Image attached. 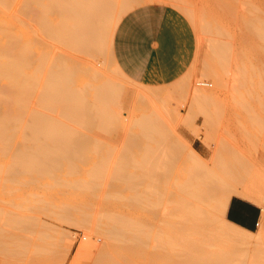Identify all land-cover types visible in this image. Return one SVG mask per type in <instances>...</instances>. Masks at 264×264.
<instances>
[{"label": "rangeland", "instance_id": "1", "mask_svg": "<svg viewBox=\"0 0 264 264\" xmlns=\"http://www.w3.org/2000/svg\"><path fill=\"white\" fill-rule=\"evenodd\" d=\"M10 1L11 0H9L8 2L10 4L8 5L6 4L7 6L5 5L4 7H2L0 5V21H2V19L4 18L3 19L4 23L0 22L4 24L3 25L4 27L2 26V24H0L2 26V28L0 26V30L2 29L1 30L2 32H4L3 28H5L6 31L9 29L11 30V28H13L12 26H14L13 28L14 30L13 29L11 30V36L14 33L15 36L13 35L12 37L15 38V41H12V38L7 39V35L10 34L8 33L9 32L8 31L7 32L8 34L7 35L5 34L7 41H5L4 38L5 35L2 33V36L0 34L1 36L0 42L2 40L3 43L4 42L7 43V48L8 46L11 45L10 46L11 49H13L12 46L14 44L17 46L16 43H18L17 47L15 45L13 46L16 48L12 51L14 52L16 50L17 53L18 51L20 53V49L23 47L28 48L26 44L28 45L30 44V48H28L27 50L26 48H23V51H21L20 56L16 55L17 53L14 54L15 52L13 54L16 57H14V55H11L15 59H17V57H19L20 59L21 55H23L21 59L25 61L23 62L22 69L23 71L24 69L28 71V72L24 71L25 74L27 73L29 74L30 72L31 76L33 75L32 76L33 82L35 83V80L39 79V78L36 79L37 74L40 73V71L42 70V69L39 71L37 70L38 68L40 69L39 63L40 64H42V62L45 63L46 65L45 64L44 66L43 64L41 65L42 68L43 67L45 68V66L48 68L49 67L48 65H51L54 62H58L60 61V59L61 61L62 60L66 61L69 59L68 60L69 62L66 61V63L64 62L63 64L68 65L71 63L70 68L74 69L73 68L74 66H71L73 62V65H75V67L78 66V68L76 67L75 69L80 72H82V70L80 69L81 67L84 68L90 65L92 67L95 64H96L95 66H98L97 68L102 66L100 68L104 70L106 74L104 75L106 77L109 78L115 77L114 80L117 79L116 80L117 83L119 82V80L121 81V84L124 83L122 84L123 85L122 89L121 87H119L120 84L117 85L118 89L119 88L121 89V91L119 92L120 95L118 94V99H117L120 103L116 100L118 102V105L119 104L121 105L118 106L120 108L116 106L117 105L116 102H115L116 105L114 103H113L114 105L113 104L109 105L110 108H113L116 111L121 110L122 112L121 116H123V118L121 117L122 120L120 121V123L112 124L113 127L111 125H108L109 122L106 123L108 125L106 126V128L110 126L109 129H111L109 131L110 134L109 132H106L108 136L106 135V133L104 135V132L101 133L102 131L101 128L105 126H102L101 128L99 127V129H101L100 131L98 130V126H97L98 124L96 125L97 126L96 128L94 127L95 124L97 123L95 119L94 120L96 123L94 122V120H91L95 123L93 124L94 126L90 122V126L84 128L80 127L81 130L84 129L82 132H87L89 128V130L92 133L91 136L96 134V138L100 139V141L96 139V141L98 140L97 143L100 142L98 145H96L98 147L97 149L100 150L98 151L99 154H97V152L96 154L99 155L100 158L102 157L101 159L102 161H104L103 163H101L102 162L101 161L99 164L100 166L104 164L103 171L100 169V167L99 168L97 167V170H99V172L100 171L103 172L100 173L101 178L99 177V174H96L98 175L97 177H95L97 179L96 180L97 186L94 184L93 187L95 188L84 189L86 190V193H84V190L83 191L82 190L80 191L79 189L75 190L70 186L69 189L67 185L66 187L65 185H58L55 187L53 186V189L50 186L49 189L45 190L47 186H45L44 182H43L44 185L41 184L40 182L41 179L38 180L37 178L39 183L37 181L38 185H36L37 183L36 182L34 183L36 178L34 181L30 182V180L27 179L28 177L25 175L22 176L20 174L21 176H19V174L17 173L12 174L7 172L9 168H6V166L8 164L10 165V166L8 165L10 167V171L14 169L12 172H15L16 167L14 168L12 167V165L16 166L19 163L18 162L19 159H18V161L16 160L17 162L16 165H14V163L11 165V162L14 159H16L13 158L12 160V156L15 157L16 155V154L14 155L15 153L14 151L17 150V148L21 149L22 147H24L23 146L24 144L27 145L28 143V145L29 144L32 145L33 141L30 143V141L25 140L24 143L23 139L25 136L23 135L24 137L21 140L22 137L21 135L22 133L24 134V132H22L23 131L22 129H24L25 132L29 130L25 127V124L29 126L28 123H25V121L28 119L27 117H29L28 111L33 112V109L30 111L32 107H35L34 110L40 108L37 107L38 106L37 104L35 106L34 104L36 101L35 97H37V92L39 91V88H41V86L39 87V85H41L42 84L41 82L43 81V78L41 77L44 76L45 74L44 70L46 71L47 68L43 69V71L41 72V74L44 72L42 74L43 76H41V74L38 75L41 78L40 80H42L40 81L41 84L39 83V85H37L38 83L37 80L36 84H33V86L37 85L34 86L37 90L32 89V91L34 90V92L35 91L36 92L33 93L31 91L34 95L32 94L33 96L30 97V100L27 97L29 102L31 101L30 102L31 104L30 103L27 104L28 109H25L24 108L25 106L23 107V109L26 110V114L25 111L24 114L22 112L24 117V118L21 117L23 118L21 119L22 124L20 123L19 127H16L17 132H14L12 130L13 134L11 133V138L13 137L12 138L13 141L12 142H10L11 140L8 141V143L9 142L11 143V146L8 144L9 147L6 148L4 152H0V264H98V263L101 264L105 260H110L115 256L116 257L114 258V260L118 259L115 260L118 264H184L183 259L185 258L186 250H184L183 244L188 234L183 233L182 230H179L177 228V226L181 224V219L178 217V214H176L177 211L176 208H174L176 207V205L172 207L177 200L176 196L180 194L179 190L177 191V189L175 188L176 186L178 187V185L175 184H178L180 182L176 181L178 183H174V181L175 180L181 181L180 180L181 178L177 177V179H175V177L179 175L180 177L181 175L187 176L186 171L188 169L189 172L190 171L193 172L189 164L190 163L189 153L191 152V150H194L198 155V157H200L204 162H206V164H208L210 168L213 166L214 167L217 166L215 169H218L220 168V166H222L223 163L224 165L226 164L225 161H227L228 164L229 138L231 132H232V173L233 175L237 173L239 174V176L237 177L238 180L239 177L241 178L239 180L241 181V183L236 185L242 186L244 183L247 182V180L249 181L253 180V177H255V181L256 180L258 181V178H256V176H258L259 180L261 179V183H259V181L256 183H258L259 186L260 184L263 185V187L260 186L262 188L260 189V191L262 193V197H264L263 167H260L259 165L255 164V157L263 150L264 147V86H262L264 85V40H262L260 37H257L256 33L248 25V21L254 17L255 18L261 17L260 19L264 20V10H248V7L251 8L250 6L253 5L255 6L257 4H258L257 7L261 9V6L264 5L263 3L264 0H258V2L257 0L254 1L242 0V2L239 0L240 3L239 1H237L238 2L237 5L236 2H234V0H142L140 3L134 5L131 9L123 13L121 17L118 19L112 33V41L110 43L111 47L109 48L110 51H108V47L107 48L105 47V50L103 49V53L102 52L100 53L99 51V52H95L94 54H90V53L86 54L83 52H79L73 49L72 47H70L71 45L70 42H66L62 39L60 40V38L58 39V37H53V36L52 39V37L48 35L50 37L49 38L47 35H45L46 33L45 31L43 32L42 30L41 32V28L43 29V27L44 28L46 27L43 26L46 22L55 24L56 21H58L57 18L58 15L55 12L57 15L55 16L54 10H52L53 13H50L51 11H49L51 15L53 14L51 18L54 16L51 19L53 21L51 20L49 21V18L47 17L50 14L49 13L47 14L48 12L47 10H46L47 12L45 10L42 11L48 15V16L46 15L47 16L46 17L45 13H43L44 16L46 17L45 18L44 16H42L41 13H39L41 11L39 8L38 9L33 8L32 6L33 3H31L32 4L31 9H28L27 6L24 7V5H26L27 0H12V2ZM244 2L245 5L247 6L246 7L244 5V7L246 8L243 7ZM248 2H249V6H248ZM153 3L162 4V5H171L180 9L189 19L194 29L196 35V41H197V52L192 66L188 69V71L184 75H182L174 82L161 86H148L138 83L135 79H133L120 67L119 63L117 62L113 54V44H114L115 36L118 32V25L121 19L135 7L144 4H153ZM36 5L35 8H37ZM25 8H27L28 10ZM38 15L41 16V19L40 16ZM42 18H45L48 21L46 20L44 21V19L42 21ZM5 21L8 23L6 24L7 27H5ZM41 22H44V24L42 25ZM9 24L11 27L9 26ZM8 26L10 27L9 29H7ZM10 39L11 42H8ZM26 40L27 43H25ZM38 41H41L40 44L43 45L42 46L38 45L39 44ZM64 42L70 45L68 46ZM220 42H223L222 44H225V47L224 45L221 47H224L225 49L227 47L226 49L227 51L226 52L224 51L227 60L225 58L224 59L226 62H223L222 60L223 66L222 63L221 62L219 63V60L217 59L219 57L213 55L214 53H217L215 52L216 51L215 46L219 45ZM8 43L10 44L8 45ZM20 44L22 45L21 47ZM45 44L48 47H46ZM52 44L54 46H52ZM38 46H40V49L41 48L44 49L43 50L44 52L41 51ZM4 51L2 53L6 56L8 52L4 53ZM7 51H11V50H7ZM24 51L26 54H24ZM46 51H50L49 55L48 52ZM36 52L37 55H35ZM39 53L41 54L39 55ZM60 53L66 57H63L62 55H60ZM8 54L10 56V54L12 53H8ZM24 55H26L27 58L32 56L31 59L33 58V60H31L30 58L25 59L26 57L24 58ZM41 55L42 56L44 55L45 58L44 56L42 57ZM54 55L57 56L55 57L57 58V60L55 61L53 60L55 59L53 58ZM36 57L38 58L36 59ZM40 57H41V61H39ZM46 57L48 58L46 59ZM6 58L11 59L12 57L9 58L7 56ZM51 58H53L52 60L54 62L51 60ZM214 58L218 60V62L216 61V64L214 62ZM26 60H28L29 62L28 61L26 62ZM42 60H46V62ZM49 60H51V62ZM32 61L34 65L32 64ZM47 62L48 63L50 62L51 64L50 63L48 64ZM27 63L30 64L28 65ZM28 66H31L30 67L31 70L29 68L30 71L28 70V68H26ZM214 66L215 68H213ZM32 68H34V70ZM116 69L118 70V72ZM206 69L207 71L210 70V72H214L215 69V74L211 73V75L213 74V76H211L213 77V79L210 77L209 71L208 74L206 73ZM32 70L35 72L34 74H36V77L34 74H32L33 72L31 73ZM35 70L38 71V73ZM217 70L219 72H217ZM80 72L79 73L75 72L77 76L75 78L78 79L77 80L75 79L76 81L74 82L75 84L74 86L82 87L86 81L87 83L88 82L94 83V81L93 82L91 81L92 79L90 77V74L87 77V78L90 77V79H87L86 78L87 75L85 76L83 74L84 72L82 73ZM119 73L121 74L123 73L122 74L123 76H121V74ZM80 74L83 75L81 76ZM216 75L219 77L218 79H220V81H218L220 82V84L215 83L217 82V79L215 78L217 77ZM78 76H81V78H79ZM196 79L204 80L205 86H202L204 87V92L201 89L202 91L200 93H202L201 95L207 94L206 96L208 97L209 102L204 99L207 102V104L205 105L202 102L203 99L201 100V98H203V96L201 95H200L201 98L197 100V102L199 101L200 104L199 102L198 103L195 102L196 104L193 102L196 100L193 98V93L191 92L189 84L192 82L195 84ZM214 79H216V81ZM110 80H113V78H110ZM259 82L262 87L258 86L260 85ZM88 86H92V85L89 84ZM259 87H261V90ZM89 91L91 90L89 89ZM92 93L93 91L89 92V94H91L88 96L89 100H91L92 99L91 97H93ZM201 102L203 105L201 104ZM90 103L92 104V102ZM231 104H232V123L229 118L230 111L228 110ZM39 110H43V109L40 108ZM248 112L252 115H249ZM48 113L52 114L49 111ZM55 114L57 115L56 112ZM143 114L156 115L158 117V121H159L158 124L160 128L162 127L163 129L162 128L161 129L164 130L165 133L168 132L166 133V136L168 134V137L164 136V138L161 137L160 139L155 137L156 139H158V142L157 141L155 142V138L153 137L150 138L148 137V139L147 137H143L144 135L142 134V131L141 132L139 131L141 130L140 126L136 125L138 121L136 120V118L137 119L138 117L140 118V116ZM208 115L210 117L212 116V119L209 117L210 118L209 120ZM254 117L256 119H254ZM18 121L20 122V120ZM28 122L30 123V117ZM15 125L17 126L16 123ZM12 126L15 128L14 125ZM12 126L11 128H13ZM109 129L105 131H108ZM27 132L29 136L30 131ZM15 133L16 136H14ZM139 133H141L142 136ZM133 136L136 137L132 138ZM170 137H173V141L174 143L176 142V144L174 143L172 144L171 142L172 138L170 139ZM25 138H29V137L26 136ZM175 138L176 141L174 140ZM194 138H197V140L199 141H196L194 143L193 142ZM93 139H95V137H93ZM163 139L164 141L165 139L167 140L170 139L171 144H169L168 146L167 143L170 142L167 141H165V144L167 145L163 144L164 143ZM101 140H103V144H101ZM96 141L93 140V143L94 142L96 143ZM21 142L24 144H20ZM93 143L92 142L90 143L91 149L93 148L91 147V144L93 146ZM95 143H94V149H96ZM33 144L36 143L34 142ZM162 144L164 146H162ZM20 145L22 146L20 147ZM159 145L164 148L161 147L159 148ZM193 145L195 148H193ZM165 146H168L167 149H170V147L173 146V148L171 147L170 150L173 151L176 149L177 150V151L175 150L176 155H174V152L173 154H170L171 151L169 152L165 148ZM203 146H205V148H203ZM160 150L162 151V153ZM93 151L94 150L91 151L88 150L89 152L88 158L89 159L91 158L89 157V154L90 156L93 157L90 159L91 162H89V166L96 167V165L99 163L98 161L100 160H99V156L97 157V155L94 154L95 151L94 152ZM95 155L96 157H94ZM171 156H173L175 159H171L172 158ZM216 156L219 158H217ZM143 158L147 160L146 163H145L146 160L145 159L143 160ZM215 158L218 159L219 161H217ZM222 158H225L226 160ZM95 159L97 163L96 165L94 164ZM164 159L165 160L167 159L168 160V161L166 160L167 162H169V160L171 161L175 160L173 162L174 166H172V170H171L174 173L170 174L171 175L170 177H167L166 175L165 177L163 175L164 174L163 172L166 171L165 170L166 168L162 166V164L166 162ZM116 160L118 162L120 160L119 165L122 162L120 167H117L119 173L121 172V174H119L121 176L116 174L115 170L113 171V173H115L117 177L111 173V171L116 168L117 164L114 165ZM215 160L220 164V166L219 164L217 165V162ZM143 161L144 163L142 164L141 167L140 163ZM213 161H215L216 163ZM150 162L153 164H150ZM220 162H222V164ZM92 163L94 165H92ZM158 164L161 166L157 167ZM144 165L146 167H149L150 169L145 168ZM176 167L180 171L181 168L182 171L184 168L185 170L184 174H178V173H182V171L180 172L178 170L179 171L178 172ZM151 168H153L152 170L153 173L151 172ZM142 172L144 175L142 174ZM145 173L148 175H145ZM175 173L178 175L175 176L174 175ZM73 176L75 175H72V177ZM25 177L31 184L27 183L28 181H26ZM131 177H132V182L130 181ZM171 177L175 180H173ZM128 178H130L129 183L127 182ZM56 187H58V189ZM51 189L54 192H51ZM72 189L73 191H71ZM75 191H78V193ZM61 192L64 194H62ZM79 192H82V194ZM55 193L56 195L58 193V195L56 196ZM71 193L75 195L77 193V195L74 196ZM83 193L85 194V196H83L84 195ZM171 193H174L173 197ZM74 197L76 198V201L73 200L75 199ZM173 198L176 200L173 201ZM262 203H263L262 207L264 210V200ZM70 204L71 205L73 204L72 205L73 207H75V205L77 204L76 206L79 209L70 207ZM210 204H211L210 205L211 208L209 207L211 210L210 212H213L212 203ZM68 207L70 210L68 209ZM171 208H174L175 210L172 209L173 212H171L172 211ZM73 209L75 210L74 214H72L73 212L72 213L70 212L73 211ZM174 211H176L175 212L176 215L173 214ZM63 212H65L67 216ZM112 212L114 214H118L121 217L124 216V218L129 217L128 221L135 220V224H138L136 225L137 226L136 229H138L139 226L143 228L142 230L144 231L143 233L137 230L138 231L137 234L140 233L141 235L143 234V236L141 237L142 239H140L142 241L141 247L139 249L138 248L136 249L135 247L136 252H132L133 250L130 252V250L128 249L129 246H131V248L133 249V246H136L138 243L134 245L130 242L127 243L125 242V240H123L125 238L127 239V237H130L128 236L130 234L127 235V233H125L126 234L125 235L123 233L125 235L124 236L125 238L121 236L123 239L119 237L120 240H123L122 243L121 241L116 242L119 241L118 238H116L117 239L116 241L114 240V238L112 240L109 239L106 232L102 231L103 228L109 226V224L112 223L109 219L111 218L109 215L113 214ZM58 213L62 215L64 214V217L66 216V218L61 219L60 214L58 216ZM106 215L109 216V218L106 217L108 218L109 222L106 221L107 220L105 218ZM17 216H20L18 217L20 223L16 219H14L15 221L12 220L13 219L12 217L16 218ZM23 216L25 220L26 217L28 216L30 221L33 219V218L31 219V216L39 219L37 221L34 218L33 220L37 222L35 223L33 221V223L35 224L30 223L29 226L27 220L25 222L27 223V225L24 222H22ZM77 217L79 221L77 220ZM75 218L77 221H75ZM82 218L86 221H83ZM8 219H10L12 223L11 221L9 222ZM81 219L82 222H80ZM215 220H217V222H215L213 225L204 226L199 231L195 229L196 225L195 226L192 225L191 230L192 229L193 230L192 232H190L189 236L194 237V239H196L197 245H199L202 248L201 250V248L198 246L201 251L199 250V252L195 254L197 257L209 258L212 257L211 255L216 254L219 251H222L223 249L226 250L225 248L229 250V247H226L228 245L227 241L219 238L216 235L217 232L222 231V228H225V225L223 221L221 222V220L218 219ZM13 221L14 222L17 221L18 223L13 224ZM263 225H264V221H263ZM141 227H139L140 231H141ZM131 234L133 235V233ZM132 235L131 237H133ZM90 240L92 241L90 245L93 247V254L92 253L90 254L86 251L85 253L82 249V245L84 243L89 242ZM129 240L130 238H128V241ZM133 241L132 242L135 243V240ZM165 241L166 242L168 241L169 244L167 245ZM115 242L119 246L123 245L125 242L126 245H123L125 247L127 246V244H129V246L126 247L128 248L126 249L127 253L129 251L128 257L127 256L123 257L124 253H126V251L124 250H123L124 252L122 251L123 253V255H121L122 257L118 253H117L118 255L115 254L117 250V249L115 250V248L119 247L115 245L116 244ZM109 243L110 244L112 243V245L114 244V247L115 246L116 247L113 249L111 247H107L110 245ZM125 247H123V249ZM230 247H232L230 248L232 250L236 249L235 250L236 253L235 256L232 257L233 260L229 264H264V240L258 245H254V246L250 245L246 247L243 245L232 244ZM106 248L108 249L110 248V250L112 249V251L109 250L110 251L109 255L113 253L111 258L109 256H106L107 258L108 257L109 258L108 259L104 258L105 259L104 261L100 260L101 263L100 261L97 263V261L94 260L95 256H97L95 255V252L98 251L99 249H106ZM117 256H120V258ZM98 259H100L99 256ZM111 261H108L109 263L105 262L102 264H111ZM115 261L114 263L117 264Z\"/></svg>", "mask_w": 264, "mask_h": 264}, {"label": "bare ground", "instance_id": "2", "mask_svg": "<svg viewBox=\"0 0 264 264\" xmlns=\"http://www.w3.org/2000/svg\"><path fill=\"white\" fill-rule=\"evenodd\" d=\"M141 1L142 0H27L26 5H24V7L27 6L28 9H31L32 6L34 9L39 8L41 11L40 12L38 11V12L41 13L42 16H44L43 13H45V12H42L43 10H45V11L47 10L48 11V12L46 11L47 14L49 13V11H51L50 13H53L52 10H54V13L56 12L58 15V17H57L58 21H56V19H55V21H56L55 24L54 23L51 24L50 22L49 23L46 22L44 24V22H41L42 25L44 24L43 26H46L45 28L42 26L43 29L41 28V32L43 30V32L45 31L47 33V34L45 33V35H47V36L49 35L50 37H52V36L58 37V39L60 38V40L62 39L66 42H70L72 45L71 46L69 44L70 47H72L73 49H75L79 52H83L86 54H89V53L94 54L95 52H99V51H100V53L101 52L103 53V49L105 50V47L106 48L108 47V51H110L109 48L111 47L110 43L112 41V33H113L114 27H115L118 19L121 17V15L123 13H125L127 10L131 9L134 5L140 3ZM237 1H239V0H236V1L234 0V2H236V5L238 3ZM240 1L242 2V0H240ZM240 1H239V3H240ZM8 2H9V0H0V5L2 7H4L6 4L7 5L10 4ZM10 2H12V0ZM257 2H258V0H257ZM261 2H259V3H261ZM31 3H33V5ZM34 4L35 5L37 4L36 5L37 8H35ZM255 4H257V3H255ZM244 5H245V2L243 4V7H244ZM250 5H252V4H250ZM248 6H249V2H248ZM257 6H258V4L255 6L254 5L250 6L251 8L248 7V10H264V7H263L264 5L261 6V9ZM246 7H244V8H246ZM27 8H25V9H27ZM231 8H234V7H231ZM238 8H239V6H238ZM34 9H32V10H34ZM56 13H55V16H57ZM47 14L45 13V16ZM52 15L50 14L49 15L50 17L48 15H47L48 17L46 16L47 18H49V21L54 17L53 16L51 18ZM38 16H40V15H38ZM45 18H42V21H43V19H44V21L45 20L48 21ZM260 18L261 17H259V18L254 17V18L250 19L248 21V25L256 33L257 37H260L262 40H264V20H261ZM3 19L0 22L4 23ZM40 19H41V16H40ZM51 21H53V20H51ZM0 24H2V23H0ZM6 24H8V23L5 21V27H7ZM10 24H9V26H10ZM3 25L4 24H2V26ZM2 26H1V28H2ZM9 26L7 29H9L11 27V26L10 27ZM12 27L14 28V26H12ZM13 28H11V30ZM3 30L5 33L1 31L0 32L1 36H2V33L4 35L5 34L7 35L8 33H10L9 34L10 37H9V35H7V39L12 38V41H15V38L12 37L14 35V33L11 36V30L10 29L6 31L5 28H3ZM6 35L4 36L5 41H7ZM1 36H0V38H1ZM53 37H52V39H53ZM58 39H56V40H58ZM41 41H38L39 42L38 45H40V46L43 45V44L42 45L40 44ZM8 42H11V39ZM25 43H27V40L25 41ZM31 43H32V41H31ZM222 43L223 42H220V44L218 43L219 45L215 44L218 46V48H217V46H215L216 51L214 49L213 50L217 53L212 52V53H214L213 55H216L217 57H219V58H217L219 60V63L220 62L222 63V60H223V62H226L225 61V59H226L225 52L227 51L226 50L227 47L225 49L224 48L225 44H222ZM9 44L10 43H8V45ZM16 44L18 46V43H16ZM23 44H24V42H23ZM26 45L28 48H30V44L29 45L26 44ZM32 45H33V43H32ZM66 45H68V44H66ZM223 45H224V47H221ZM10 46H8V48H9L8 49L7 43H5V42L3 43L1 40L0 50L3 48L2 50L3 51L5 50L4 53L8 52V53H12V54H10V56H9V54L7 53L5 56L2 53L3 51L2 50H1L2 52L0 51V152H4L6 150V148L9 147L8 144L11 146L10 142L13 141L12 140L13 137L11 138V133L13 134L12 130L14 132H17L16 127H19V125L21 123V119L24 118L23 117L24 111L26 114L25 109H28L27 104L31 102V101L29 102L30 97L33 96L34 95L33 93L36 92V91L34 92V90L32 91V89L37 90L34 86L39 85L40 81H42V80H40L41 78H43V81L41 82L42 84L40 83L41 85H39V87L41 86V88L38 87L39 91L37 92V97H35L36 101H35L34 106L37 104L38 105L37 107H40L43 110H39L40 108L34 110L35 107L31 108L29 106L31 108V109L29 108L30 111L33 109V112L31 111L32 113L28 111L29 117H30V123L28 122L29 117H27L28 121L27 120L26 121L24 120V121H25V123H28L29 126L26 125L25 123L24 124H25V127L27 129H29V130H27L25 128L27 131H30V134L28 136V132L27 131L25 132V130L22 129L23 130L22 132H24V134L22 133L21 140L23 139L24 136L25 137L27 136L29 138L24 137V139H23L24 143H25V140L30 141V143L32 141L33 142H32V145H30V144L28 145L27 142H26L27 143V145H26V144L22 143L23 141L20 143V144H24L23 145L24 147H22L21 149L17 148V150L14 151L15 153L13 152L14 155L15 154L16 155H15V157L12 156V160H13V158H16V159H14L11 162V165L13 163H14V165H16V163H17L16 160L18 161V159H19V161H18L19 165L18 164L16 166L12 165V167H14V168L16 167L15 172H12L14 169H12V171H10V167H9L10 165L8 164L9 166L8 165L6 166V168H9L7 172L12 173V174L17 173V174H19V176L25 175L28 177L27 179H29L30 182L34 181L36 178L34 183L35 182L37 183V181L39 179H41L42 180V181L40 180L41 184L44 185V183H45V186H47L45 190L49 189L50 186L53 189V186L55 187L58 185H65V187L67 185L68 188L70 186L71 188H73L75 190L79 189L80 191L81 190L83 191L84 189H88V188L89 189L95 188L93 186H94V184L96 185L97 179L95 177L98 176L96 174H99V177L101 178L100 173H103L102 171L104 169V164H102L103 166L101 165L102 168L99 165L100 162L102 161V159H101L102 157L100 158V156L97 155V154H99L98 151H100V150L97 149L98 147L96 145H98L100 143V142L97 143L98 140L100 141V139L96 138V134L92 135L93 137H95V139H93V137L91 136L92 133L89 130V128H88L87 132H82L84 129L81 130L80 127L81 128L88 127V126H90V122L92 125L97 122L95 124V126L94 125L93 126L95 128L98 126V130L100 131L102 129L101 133L104 132V135H105L106 132H109L111 130V129H109L110 126L107 128H106V126L111 125L113 127L112 124L120 123V121L123 118V116H121V113H122L121 110L116 111L113 108H110L109 105L113 104V103L115 104V102L117 104V105L115 104L117 107L120 105V104L118 105L119 101L117 99H118V94L120 95L119 92L121 91V89L123 87L122 84H124V83L121 84L120 80H119L120 83L119 82L117 83V81H116L117 79L114 80L115 77H110V78H113V80H110L109 77L105 76L106 74H105L104 70H102L100 68L102 66L97 68L98 66H95L96 65L95 64L92 67H91V65L90 66L85 65L86 67H84V68L83 67L80 68V66H79V68L82 70V72H84L83 74L85 76L87 75L86 78L90 74V77L92 79L91 81L92 82L94 81V83H91V82L90 83L88 82V83L91 84L92 86H88L89 84L87 83V81L85 82V84H83L82 87L74 86L75 85L74 82L78 79V78H75V77H77L76 73L80 72V71L75 69L76 67L78 68V66L75 67V65H73V62H72L71 66H74L73 67L74 69H71L70 68L71 63L68 64L69 66L67 64H63L64 62L66 63V61L69 60L68 58H67L68 60H66V61H64V60L61 61V59H60L61 62L60 61L54 62L55 60H57V58H55L57 56L54 55L53 58H55V59L51 58V60L52 59L54 60V61L52 60L54 63L52 62L53 64H51L50 63L51 60H49L50 61L49 63L51 65H48L49 66L48 68L46 66H45V68L44 67L42 68L41 65L43 64V66H44L45 63H43V62H42V64L39 63L40 69L39 68L38 69L36 68V69L38 71L41 69L42 70L40 71V73H38V71L35 70L38 73L37 77H36V74H34L35 73L33 71L34 68H32L33 70L31 71V73L33 72L32 74L35 75L36 79L39 78V79H37L38 80L37 85L33 86V84H36L37 80L34 79L35 80V83H34L33 77H32L33 75L31 76L30 72H29V74L28 73L25 74L24 71H26V69H24V71H23L22 66H23V62L25 61V60L21 59L23 55H21L20 59H19V57H17V59L13 58V56H11V55L16 54L17 51L15 50L14 51L15 53L12 51L17 46L16 45H15L16 47L12 46L13 49H11ZM21 46L22 45L20 44V47ZM40 46H38L39 49H40ZM52 46H54V45L52 44ZM31 47H33V46H31ZM46 47H48V46L46 45ZM50 47H51V45H50ZM23 48H26V47H23ZM23 48H21V49L19 48L20 53L18 51L19 54L17 53L16 55L20 56L21 51H23ZM28 48H26V50ZM47 49H49V48H47ZM7 50H11V51H7ZM40 50L43 51L44 49L41 48ZM53 50H54V48H53ZM46 52H48V55H49L50 51H46ZM41 53H39V55ZM24 54H26L25 51H24ZM224 54H225V57H224ZM35 55H37V52ZM60 55H62L63 57H66L61 53H60ZM7 56L9 58L12 57L13 59L12 58L8 59V58H6ZM52 56H53V54H52ZM14 57H16V56L14 55ZM25 57H26V55H24V58ZM31 57L32 56H30L28 58L31 59ZM28 58L26 57L25 59H28ZM37 58L38 57H36V59ZM44 58H45V56H44ZM47 58L48 57H46V59ZM64 59H66V58H64ZM217 59L214 58L215 64H216V61L218 62ZM31 60H33V58ZM27 61L28 60H26V62ZM39 61H41V57H40ZM42 61L46 62V60H42ZM30 63H27V64L29 65ZM99 63H100V61H99ZM32 64L34 65L33 61H32ZM35 64H36V61H35ZM210 66H208V67H210ZM222 66H223V63H222ZM30 67L31 66H28L26 68H28V70H29ZM213 68H215V66ZM43 69H46V71L44 70V72H45L44 76L42 75L44 72L41 74ZM207 69H206V73L208 74L210 72V70H208L209 71L208 72ZM30 70H31V68H30ZM74 70L76 73L74 72ZM26 72H28V71H26ZM82 72H80V73H82ZM117 72H118V70H117ZM119 72H120V70H119ZM217 72H219V71L217 70ZM85 73H87V74H85ZM211 73L215 74V69H214V72H210V77L213 76V74L211 75ZM39 74H41V76H43V77L40 78V76H38ZM83 74H80V75L82 76ZM119 74H121V73H119ZM122 74H121V76H123ZM81 76H78V77L81 78ZM218 76L217 77L214 76L217 79V82H215V83L220 84V82H218V81H220V79H218L219 78ZM90 77L87 79H90ZM211 78L213 79V77H211ZM216 79H214V80L216 81ZM196 80H198V79H196ZM196 80H195V84L193 82L189 84L191 92L193 93V98L196 100L193 102L198 103L199 101L197 102V100H199L201 98V96H203V98H201V100L203 99L202 102L205 105V104H207V102L205 100H207L209 102V99L206 96L207 94H204L205 95L204 96V95H201L202 93H200L202 90L204 92V87H202V86H205L204 80H198V81H196ZM259 84H260V82H259ZM117 85H119V87H121V89L120 88L118 89ZM258 86H261V84ZM262 86H264V85H262ZM32 87H34V88H32ZM90 87H92V88H90ZM200 87H202V88H200ZM261 87H259L260 90H261ZM89 89L91 91H89ZM92 91H93V93H92L93 97H91L92 99L90 98L92 100L91 101L88 99L89 98L88 96L91 95V94H89V92H92ZM27 97L29 100L27 99ZM210 97H211V95H210ZM26 99H27V101H26ZM211 99H212V97H211ZM24 101H25V103H24ZM90 102H92V104ZM202 102H201V104H202ZM199 104H200V102H199ZM23 107L25 109H23ZM118 108H120V107H118ZM44 110H45V112H44ZM48 111L51 112L52 114L48 113ZM22 112H23V114H22ZM55 112L57 113V115L55 114ZM249 115H252V114L249 113ZM19 117H20V119H19ZM21 117H23V118H21ZM209 117L210 116L208 115L209 120H210V118L212 119V116L210 118ZM214 117H213V119H214ZM94 119L96 120V122ZM254 119H256V118L254 117ZM18 120H20V122ZM91 120H94L95 123ZM136 120H138L136 125L137 126L139 125L141 128V130H139V131L140 132L142 131V134L144 135L143 137H147V139H148V137L149 138L150 137H153V138L156 137L159 139L161 137L164 138V136H166V133H168V132L165 133L164 130H162L163 129L162 127H161L162 129L160 128V126L158 124L159 123L158 117L156 115L143 114L140 116V118L139 117H138V119L136 118ZM16 121L19 123H17ZM14 122L17 124V126L15 125ZM108 122H109V124L107 125L106 123H108ZM134 123H136V122H134ZM12 125H14L15 128ZM11 126L14 129L11 128ZM102 126H105V127H102ZM99 127L100 128L102 127V128L99 129ZM117 127H116V129H117ZM91 128H92V126H91ZM107 129H109V130L105 131ZM85 131H86V129H85ZM26 133H27V135H26ZM109 134H110V132H109ZM139 134H141V133H139ZM142 134H141V136H142ZM106 135H107V133H106ZM133 135H135V134H133ZM14 136H16V133L14 134ZM136 136H133L132 138H135ZM166 137H168V134ZM19 138H20V136H19ZM156 138H155V142L156 141L158 142V139H156ZM27 139H29V140H27ZM96 139H98V140L96 141ZM101 139H102V137H101ZM170 139L172 140L171 142L173 144L174 143L173 137H170ZM170 139H168V140L165 139V141L170 142ZM9 140H11V141L8 143ZM93 140H95L97 143L96 144L94 142L95 146H96L95 148L97 150L94 149ZM174 140L176 141V138ZM165 141L163 139L164 143L163 142L162 143L165 144ZM34 142L36 144H33ZM91 142L93 143V146L91 144V147H93L92 149L90 148ZM171 142L167 143L168 146H169V144H171ZM101 144H103V140H101ZM158 144H160V143H158ZM163 144H162V146H164ZM167 144H165V145H167ZM174 144H176V142ZM21 146L22 145H20V147ZM162 146L159 145V148L160 147L164 148ZM168 146H165V148L167 149ZM173 146H171V147L173 148ZM101 147H102V145H101ZM171 147H170V149H171ZM170 149H167V150L170 152L171 151ZM88 150H90V151L96 150L94 154H96V152H97L96 155H97V157L99 156L100 161H98L99 162L98 164L96 163V159H95V163L93 161V163L95 165L97 164L96 167L95 166H93V167L89 166V162H91L90 159L93 157L90 156V154H89V157H91V158L90 159L88 158V153H89ZM175 150L171 151L172 153L170 152V154H173V152H174V155H176L175 152L177 150L176 151ZM161 153H162V151H161ZM96 155L94 157H96ZM189 155H190L189 156V159H190L189 164H190L193 172L190 171L191 172L190 173L188 171L189 169L188 170L186 169L187 170L186 171L187 176H185V175H181V177H180V175L176 176L178 174H184V172H185L184 168L185 167L183 166L184 167L183 171L181 168L182 173H178V174L175 173L174 174L176 176L175 179H177V177H178V178H181L180 179L181 181L173 179L172 177L174 175L171 177L173 180H175L174 183L180 182L178 184H175V185H178V187L176 186L175 188L177 189V191L179 190L180 194H178V192H177V194H178V195L176 194L177 200L173 198V201L176 200V202H175L176 204L174 203L172 206V207H174L176 205V207H174V208H176V211H177L176 214H178V217L181 219V224H179L177 226V228L179 230H182L183 233L188 234V236L186 237L184 244H183V248H184V250H186L185 258L183 259V263L184 264H229L233 260L232 257L235 256V253H236L235 252L236 249L235 250L230 249V248H232V247H230L232 244L233 245H236V244L237 245H243V246L248 247L250 245H253V246L258 245L259 243H261L264 240V225H263L264 215H263L262 221L260 222L259 229L256 232L246 231L244 229H241L238 226H235L233 223L228 222L225 218V208L227 207L226 205L228 204L227 203L228 200H230L229 198H230L232 192L235 191L234 186H237L236 184L241 183V181H239L241 178L239 177V180L237 178L239 176V174L238 173L235 174L236 176L233 175L232 170H230L232 167L229 169L227 161H225V163H226L225 165H224V163L222 164V162L224 160H226L225 158H222L224 160L222 162H220L222 164V166H225V167L220 166V164L217 162L219 160L215 158L217 160V161L215 160L217 162V165L219 164V166H220V168H218L219 169L218 170V169H215L217 167L216 164H215L216 167L213 166L210 168V166L208 164H206V162H204L200 157H198V155L196 154V152L194 150H191ZM171 157H172L171 159H175L173 156H171ZM163 158H164V156H163ZM217 158H219V157H217ZM144 159L145 158H143V160ZM92 160H94V159H92ZM158 160H160V159H158ZM155 161H157V160H155ZM167 161L165 163L161 162V163H163L162 166H164V168H166L165 169L166 171L163 172L164 173L163 175L170 177L171 176L170 174L174 173L171 170H172V166H174L173 162L175 160H173V161L169 160V162H167ZM215 161H213V162H215ZM103 162L104 161H102L101 163H103ZM116 162L114 163V165L117 164L116 168L113 169L115 167L113 165L114 167L112 168L113 170L111 171V173L114 175H115V173L119 175V174H121V172L119 173L117 167H120L122 162L120 163V165H119L120 160H119V162L116 160ZM146 162H147V160L145 161V163ZM93 163H92V165H94ZM143 163H144V161L140 163L141 167H142ZM150 164H153V163L150 162ZM229 164H230V161H229ZM147 165H148V163H147ZM175 165H176V163H175ZM178 165H179V163H178ZM158 166H161V165L158 164L157 167ZM180 166H182V165H180ZM211 166H212V164H211ZM231 166H232V163H231ZM97 167L98 168L100 167V169L102 171L99 172V170H97ZM145 168L148 169L149 167L145 166ZM159 168H161V167H159ZM5 170H7V169H5ZM114 170H115V173H113ZM152 170H153V168H151V172H152ZM178 170L179 169L177 168V171ZM229 171H231V173H229ZM147 172H149V171H147ZM188 173H190L191 175ZM142 174H143V172H142ZM231 174H232V176H231ZM72 175H75V176L72 177ZM101 175H103V174H101ZM145 175H148V174L145 173ZM119 176H121V175H119ZM127 177H126V180H127ZM37 178H38V180H37ZM256 178H258L259 183H261V179L259 180L258 176H256ZM25 179H26V177H25ZM27 179H26V181H28ZM129 179L130 178H128V181H127L128 183H129ZM253 180H250V181L247 180L248 183L246 182L242 186H240L242 188L239 191L241 194L240 196H247L248 199L250 198L254 202H255V200L256 201L261 200L263 202L264 197H262V193L260 191V189H262L260 186L263 187V185L260 184V186H259L258 183H256L258 181L257 180L255 181V177H253ZM130 181L132 182V177H131ZM176 181H178V182H176ZM27 183L31 184V183H29V181ZM38 183H39V181H38ZM38 183L36 185H38ZM230 183L232 186L230 185ZM90 186H92V187H90ZM42 187H44V186H42ZM56 188L58 189V187H56ZM52 189H51V192H54V191H52ZM73 189L71 191H73ZM236 190L238 191V188ZM75 192L78 193V191H75ZM87 192H89V191H87ZM239 192H235V193L238 194ZM48 193H49V191H48ZM77 193H76V195H77ZM79 193L82 194V192H79ZM84 193H86V190H84ZM174 193H176V192H174ZM174 193H171L172 197L174 196ZM62 194H64V193H62ZM237 194H235V195H237ZM55 195H56V193H55ZM57 195H58V193H57ZM72 195L76 196L75 194H72ZM87 195H88V193H87ZM83 196H85V194ZM81 197H82V195H81ZM68 199H70V198H68ZM73 200L76 201V198ZM79 200H81V199H79ZM75 203H77V202H75ZM78 203H79V201H78ZM210 203H212L213 212H210L211 211L210 210V208H211ZM67 205H69V204H67ZM67 205H65V206H67ZM72 205L70 204V207H73ZM76 205L73 208L79 209V208H77ZM65 208H67V207H65ZM174 208H171V210L172 209L175 210ZM68 209H69V207H68ZM173 210L171 212H173ZM74 211L75 210L73 209V211H70V212L71 213L73 212L72 214H74ZM176 211H174L173 214H175ZM65 212H63V213H65ZM59 214L60 213H58V216H59ZM123 214H124V212H123ZM65 215H66V213H65ZM108 215H106L105 218L106 217L109 218V216H110L111 218H109V219L112 223H110L109 226L103 228L102 231L106 232L109 239L112 240L114 238V240L116 241L117 240L116 238H118L119 241H116V242L121 241L123 243V240H125V242H127V243L130 242L134 245L138 243L136 246H133V249L131 248V246H129V244H127V246H126V247L129 246V249L126 248L125 246H123V245H126L125 242L123 245H120L121 247L122 246L125 247L124 249H123V247L121 249V247L119 245H117L116 242H115L116 243L115 245L119 246V247L115 246L116 247L115 248L114 244L113 245H112V243L111 244L109 243L110 245L108 244L109 246H107V247H111L112 249L113 248H115V250L116 249L118 250L119 248L121 249V250L119 249L118 251L116 250L115 254L118 253L121 256V255H123L122 251L124 250V251H126V253H124L123 257H126V256L128 257L129 251L127 253L126 249L130 250V252L132 250H133L132 252H136V249L137 248L139 249L141 247L142 241L140 239H142L141 237L143 236V234L142 235L140 233L137 234L138 233L137 230H139V232L143 233L144 232V231H142L143 228L141 226H139V227H141V231H140L139 227H138V229H136L137 228L136 225H138V224H135V220H133L134 222L132 220L128 221L129 217L127 218L125 216L126 218H124V216H122L123 217L122 218L118 214H114L113 217H112V215H109V216ZM116 215H117V218H116ZM66 216L64 217V214L63 215L60 214L61 219L66 218ZM18 217H20V216H17L16 218L12 217L13 218L12 220H14V219L18 220L19 219ZM21 218H22V216H21ZM29 218H30V215H29ZM29 218H28V216L26 217V220H27V223H29L28 224L29 226H30V223H33V221L35 222V220L38 221V219H39V218L37 219V218L31 216V219L35 218V220L32 219L30 221ZM108 218H106L107 219L106 221H108ZM10 219H8L9 222L11 221ZM82 219L80 220V222H82ZM120 219H121V221H120ZM215 219L221 220V222L223 221V223L225 225V228H222V231L217 232L216 235L219 238L227 241L228 245L226 247H229V250H227V248H225L226 250L223 249L222 251H219L218 253L211 255L212 257H209V258L208 257L207 258L206 257L205 258L197 257L195 254L199 252L200 246L197 245L196 239H194V237L189 236L190 232H192V230H193V229L191 230L192 225H194V226L196 225L195 229L197 231H199L204 226L213 225L215 222H217V220H215ZM26 220L23 216L22 222L25 223ZM77 220H78V217H77ZM77 220L75 218V221H77ZM14 221H13V224L19 222V220H18V222L17 221L14 222ZM83 221H86V220L83 219ZM130 221H132V222H130ZM11 223H12V221H11ZM27 223H25V224L27 225ZM35 223H33V224H35ZM29 226H27V227H29ZM197 228H200V229H197ZM128 232L133 233V235L131 233H128ZM123 233L124 234L127 233V235L130 234V235H128L130 237L126 236L127 237V239H126L124 237L126 234L124 235ZM131 235L133 237H131ZM135 235H138V236H135ZM121 236L125 239H123ZM119 237L123 240H120ZM128 238H130L131 241L130 240L128 241ZM114 240H113V242H114ZM133 240H135V243H133L134 242ZM91 242L92 241L90 240L89 242L84 243L82 245V249L84 252L86 251L90 254L91 253L93 254V247L90 245ZM122 243H120V244H122ZM165 243H167V245L169 244L168 241L167 242L165 241ZM135 247H136V249H135ZM106 249L108 250V252ZM106 249H99L98 251L95 252V255H97V256H95V258L98 259V256L100 257V259H98V260L94 258V260H96L97 263L100 260L104 261L105 259H108L109 257L111 258L113 253L111 252L112 254H110V255H109V253H110V251H112V249L111 250H110V248L109 249L106 248ZM134 249H135V251H134ZM201 250H202V248H201ZM125 254H127V255H125ZM106 256H109V257L107 258ZM120 256H117V257L120 258ZM113 257H114V255H113ZM114 258H111L110 260H105L102 263H105V262L107 263L108 261H111V260L113 261ZM121 259H123V258H121ZM121 259H119V260H121ZM115 260H118V259H115ZM112 261H111V264L112 263L115 264L114 261L113 262ZM121 261H123V260H121ZM100 263H101V261H100ZM121 263H123V262H121Z\"/></svg>", "mask_w": 264, "mask_h": 264}, {"label": "crops", "instance_id": "3", "mask_svg": "<svg viewBox=\"0 0 264 264\" xmlns=\"http://www.w3.org/2000/svg\"><path fill=\"white\" fill-rule=\"evenodd\" d=\"M196 52V35L187 16L174 6L155 3L140 5L128 12L118 25L113 44V54L120 67L138 83L148 86H161L180 78L192 66ZM228 110L232 123V104ZM196 141L199 140L194 138L193 142ZM229 161L230 169L232 132ZM255 164L264 171V147L255 157ZM234 187L225 208V218L241 229L256 232L264 215L263 203L240 196L242 188Z\"/></svg>", "mask_w": 264, "mask_h": 264}]
</instances>
